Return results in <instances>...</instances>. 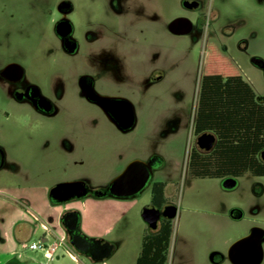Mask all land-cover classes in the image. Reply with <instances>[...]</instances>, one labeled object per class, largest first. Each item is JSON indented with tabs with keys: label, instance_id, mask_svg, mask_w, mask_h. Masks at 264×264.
Returning a JSON list of instances; mask_svg holds the SVG:
<instances>
[{
	"label": "flooded vegetation",
	"instance_id": "1",
	"mask_svg": "<svg viewBox=\"0 0 264 264\" xmlns=\"http://www.w3.org/2000/svg\"><path fill=\"white\" fill-rule=\"evenodd\" d=\"M187 1L198 4L190 10L183 6L193 12L206 0ZM146 16L143 0H106L102 11L92 6L80 8L74 0H0V111L5 109L6 120L12 116L11 125H7L20 132L8 139L0 138V175L22 178L26 184L7 189L12 198H1L25 200L13 192L39 190L43 191L37 196L40 200L69 205L80 200H136L150 188L153 200L155 184L166 183L163 196L156 198L165 203L159 207L150 203L147 208L164 211L176 206L167 195L174 182L155 179L165 164L159 155L134 157L107 181L96 182L83 172L70 176L68 170L71 165L78 170L99 169L101 164L96 160L88 163L84 155H95L107 146L115 152L122 140L130 138L138 128L137 104L128 92L133 90L142 96L164 80L165 73L155 65L149 71L141 69L139 76L130 70L132 57L137 54L126 46L138 43ZM198 23L189 34L194 42L204 32ZM21 28L33 29L26 36L28 51L20 48ZM239 48L245 50L247 43L241 42ZM251 63L264 72L263 59L253 57ZM259 101L264 104V99ZM3 129L4 124H0ZM198 138L194 135L191 149L197 146L205 152L198 147ZM26 151L40 154L42 161L24 162ZM62 157L79 161L63 165L59 161ZM119 160H123L122 156ZM40 163L45 168H39ZM119 165L120 162L116 167ZM43 179L49 181L48 185L42 184ZM144 182L145 187L134 193ZM238 188L237 181L235 189ZM252 190L253 201L230 208L227 216L241 222L249 214L256 225L226 250L213 251L212 264H264V186L256 183ZM53 200L72 201L58 204ZM69 212L78 210L65 207L61 220ZM174 219L161 218L157 229L148 226L149 230L158 232L163 223H173ZM64 231L69 239L65 228Z\"/></svg>",
	"mask_w": 264,
	"mask_h": 264
},
{
	"label": "rangeland",
	"instance_id": "2",
	"mask_svg": "<svg viewBox=\"0 0 264 264\" xmlns=\"http://www.w3.org/2000/svg\"><path fill=\"white\" fill-rule=\"evenodd\" d=\"M74 2L80 8L92 6L101 11L106 5V0ZM182 3L183 0H143L147 11L142 20L144 32L139 35L137 44L126 46L128 51L137 54L130 62L133 75L139 76L141 69L149 71L153 65L165 73L164 80L150 87L142 96L133 90L128 92L130 99L137 104L139 124L136 132L122 140L120 149L115 152L107 146L95 155H84L83 159L88 163L96 160L101 164L99 169L78 170L71 165L68 170L70 176L83 172L96 182L107 181L134 157L161 156L165 164L155 179L174 182V186L168 187L167 195L178 209L177 218L173 221L168 264H212L210 255L213 251L226 250L256 225L257 221L253 222L249 214L243 221L235 222L228 218L227 213L234 206L242 207L245 202H252V188L256 183L264 186V178L246 175L238 180L239 188L232 191L223 189L220 180L188 178L200 83L203 75L211 73L210 53L215 66L213 72L228 70L232 75L242 76L252 85L258 99H264V72L251 63L253 57L264 60V0H206L203 7L193 12L185 10ZM186 17L195 26L199 21V27L204 30L196 42L192 35L176 36L168 31L171 22ZM32 30L20 29L21 50H29L26 36ZM243 41L247 43L245 50L239 48ZM76 105L80 104L77 102ZM4 111H0V124H4L0 138L8 139L20 132L8 126L12 116L6 120ZM28 152L22 156L24 162L42 161L40 154ZM121 156L123 160H119ZM75 160L79 161L71 157H62L59 161L67 165L74 164ZM118 162L121 164L119 168L116 167ZM40 164L39 168H45ZM48 182L43 179L42 184L48 185ZM22 184L26 185L22 178L17 180L14 176L0 175V216L7 221L20 219L26 228L22 241L17 245V264H136L142 238L150 232L142 218V212L151 203L150 188L136 200H80L69 205H53L50 200L37 197L43 195L39 190L13 192L25 200L3 199L11 197L7 189ZM65 207L75 208L80 213L84 236L114 245L110 258L96 263L78 254L70 245L68 248L59 247L53 255L49 251L32 249V245L41 243L46 235L41 222L54 234L49 236V245L65 240L61 223ZM32 214L41 221H36ZM2 249L0 246V253ZM68 251L76 257V262L69 258Z\"/></svg>",
	"mask_w": 264,
	"mask_h": 264
},
{
	"label": "trees",
	"instance_id": "3",
	"mask_svg": "<svg viewBox=\"0 0 264 264\" xmlns=\"http://www.w3.org/2000/svg\"><path fill=\"white\" fill-rule=\"evenodd\" d=\"M208 54L211 73L201 78L193 132L196 138L212 134L216 141L210 152L197 146L191 149L187 176L222 182L230 178L238 181L246 175L264 178V104L242 76L228 70L213 72L215 66ZM166 186L155 184L152 205L165 203L156 198L163 196ZM172 236V222L163 223L158 232L145 233L136 264H168Z\"/></svg>",
	"mask_w": 264,
	"mask_h": 264
},
{
	"label": "water",
	"instance_id": "4",
	"mask_svg": "<svg viewBox=\"0 0 264 264\" xmlns=\"http://www.w3.org/2000/svg\"><path fill=\"white\" fill-rule=\"evenodd\" d=\"M187 9H194L198 7L197 3H190L185 1L183 4ZM194 25L187 18H178L171 22L169 25V30L173 35L185 36L189 35L193 31ZM264 70V65L261 66ZM215 136L209 133L201 135L197 144L198 147L205 151L210 152L215 145ZM261 159L264 161V151L261 154ZM133 166H131L132 169ZM128 169V170H129ZM150 179V173L147 175V181ZM145 187V182L134 190V193L141 191ZM222 187L226 191H232L237 187V180L226 179L222 182ZM63 188V187H62ZM58 190V189H56ZM86 193V190H83ZM58 204H64L72 200H53ZM177 216V207L169 206L166 207L164 211L158 208H145L142 213V218L144 222L153 230L157 229V223L161 218L174 219ZM62 225L66 229L69 236V242L72 248L80 255H83L93 262H103L110 258L114 251V245L93 238H88L82 234L80 223L81 216L79 212H69L62 218Z\"/></svg>",
	"mask_w": 264,
	"mask_h": 264
},
{
	"label": "crops",
	"instance_id": "5",
	"mask_svg": "<svg viewBox=\"0 0 264 264\" xmlns=\"http://www.w3.org/2000/svg\"><path fill=\"white\" fill-rule=\"evenodd\" d=\"M7 202L6 200H2ZM0 246L2 252L0 253V264H17L16 258L18 256L17 245L22 241L24 233H26V228L24 226V222L17 218H10L8 221L5 220L4 217L0 216ZM43 229V228H42ZM53 232L46 233L43 237L42 241L48 247H52L54 244L59 245V247L68 248L69 244L67 243V236L65 235V240L61 239L60 243H54L53 245H49L50 238L49 236H53ZM57 247V249L59 248ZM8 251H5V250ZM56 249V250H57ZM69 253V258L76 262V257ZM54 254V253H53ZM52 254V255H53Z\"/></svg>",
	"mask_w": 264,
	"mask_h": 264
},
{
	"label": "built area",
	"instance_id": "6",
	"mask_svg": "<svg viewBox=\"0 0 264 264\" xmlns=\"http://www.w3.org/2000/svg\"><path fill=\"white\" fill-rule=\"evenodd\" d=\"M32 217L36 220V221H41L35 214H32ZM41 227L43 228V230L46 233L50 232V228L49 226H47L45 223L41 222ZM57 247H59V245L54 244L52 247H48L45 243L41 242L38 244H33L32 245V249L33 250H41V251H49L50 255H52L53 253H55Z\"/></svg>",
	"mask_w": 264,
	"mask_h": 264
}]
</instances>
